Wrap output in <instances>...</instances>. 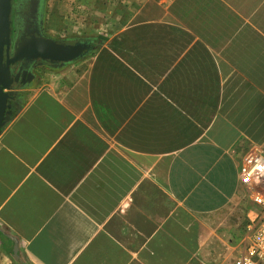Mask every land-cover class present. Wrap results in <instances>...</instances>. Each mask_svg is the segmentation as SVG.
<instances>
[{"label": "crops", "instance_id": "obj_1", "mask_svg": "<svg viewBox=\"0 0 264 264\" xmlns=\"http://www.w3.org/2000/svg\"><path fill=\"white\" fill-rule=\"evenodd\" d=\"M67 13L86 55L9 90L0 264H234L238 165L264 148V0Z\"/></svg>", "mask_w": 264, "mask_h": 264}, {"label": "water", "instance_id": "obj_2", "mask_svg": "<svg viewBox=\"0 0 264 264\" xmlns=\"http://www.w3.org/2000/svg\"><path fill=\"white\" fill-rule=\"evenodd\" d=\"M11 0H0V132L6 124V110L9 109L10 97V67L19 69V61L28 57L33 61L40 60L41 64L63 66L83 58L86 55L87 46L81 42L67 45L48 38H31L27 43H22L14 50L12 58H9V25H10ZM6 50V66H2L3 51ZM18 65V66H17ZM31 72L27 73V82L32 80ZM14 82H18L16 76Z\"/></svg>", "mask_w": 264, "mask_h": 264}, {"label": "built area", "instance_id": "obj_3", "mask_svg": "<svg viewBox=\"0 0 264 264\" xmlns=\"http://www.w3.org/2000/svg\"><path fill=\"white\" fill-rule=\"evenodd\" d=\"M237 173L252 209L245 218L243 248L234 264H264V148L249 150Z\"/></svg>", "mask_w": 264, "mask_h": 264}, {"label": "flooded vegetation", "instance_id": "obj_4", "mask_svg": "<svg viewBox=\"0 0 264 264\" xmlns=\"http://www.w3.org/2000/svg\"><path fill=\"white\" fill-rule=\"evenodd\" d=\"M11 0V12H10V25H9V58H12L14 50L19 47L21 43L30 40L31 38H47L42 31L43 23L40 18V11L35 0V8H31L29 2L31 0ZM27 3L29 5H27ZM6 50L3 51L2 66L5 68L7 61ZM20 68L14 71L13 67H10V80L11 85L16 84L14 82L15 77H18L17 84H26L27 73L33 72L35 68L41 64L40 60L33 61L28 57H24L19 62ZM18 66V65H17ZM14 72V74L12 73Z\"/></svg>", "mask_w": 264, "mask_h": 264}, {"label": "rangeland", "instance_id": "obj_5", "mask_svg": "<svg viewBox=\"0 0 264 264\" xmlns=\"http://www.w3.org/2000/svg\"><path fill=\"white\" fill-rule=\"evenodd\" d=\"M15 2H16L15 0L14 2H12L13 6ZM36 2L39 7L40 18H42V23H43L42 31L45 34V36L48 39L66 44V42L70 40L67 38L68 36L71 35V33L70 32L62 33L67 28L66 25H65V29H63L62 27H64L63 25L65 24V22L69 20L67 12L71 11L72 0H37ZM29 4L32 9L35 8V0H31ZM29 4L27 3V5ZM50 29L53 32H51ZM71 30L72 29H70V31ZM78 41L79 40H77L76 42ZM27 42L28 40L25 41V43ZM240 187L242 188V191L245 192L244 187L242 185Z\"/></svg>", "mask_w": 264, "mask_h": 264}, {"label": "trees", "instance_id": "obj_6", "mask_svg": "<svg viewBox=\"0 0 264 264\" xmlns=\"http://www.w3.org/2000/svg\"><path fill=\"white\" fill-rule=\"evenodd\" d=\"M10 118H11V116H9V118H7V117H6V122H7V121H9V120H10Z\"/></svg>", "mask_w": 264, "mask_h": 264}]
</instances>
